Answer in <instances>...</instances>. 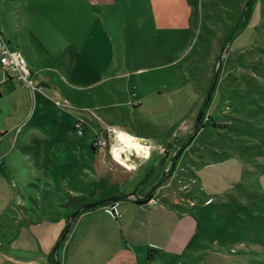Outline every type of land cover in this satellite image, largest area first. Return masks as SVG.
Instances as JSON below:
<instances>
[{
	"label": "rangeland",
	"instance_id": "obj_1",
	"mask_svg": "<svg viewBox=\"0 0 264 264\" xmlns=\"http://www.w3.org/2000/svg\"><path fill=\"white\" fill-rule=\"evenodd\" d=\"M0 36L47 66L27 65L36 86L46 83L34 96L17 81L11 92L1 87L8 117L10 100L20 113L28 105L19 136L28 134L27 147L11 153L10 208L69 216L106 196L105 156L90 145L108 128L155 140L174 132L163 149L172 158L180 151L222 56L203 124L212 117L227 127L199 131L156 199L187 201L196 236L184 255L193 264H218L217 254L264 264V0H0Z\"/></svg>",
	"mask_w": 264,
	"mask_h": 264
},
{
	"label": "crops",
	"instance_id": "obj_2",
	"mask_svg": "<svg viewBox=\"0 0 264 264\" xmlns=\"http://www.w3.org/2000/svg\"><path fill=\"white\" fill-rule=\"evenodd\" d=\"M40 46L45 50L41 43ZM30 55L26 56L27 65L35 71L47 69L42 62H37L33 54ZM1 71L0 66V116L6 130L0 134V140L7 137V146H0V264H180L179 256L181 264H187V261L193 264L190 259L192 257L184 255L196 236L193 219L186 212V200L179 201L172 196V201L157 203L156 199L158 194L166 196L167 192L163 193L164 186L171 182H162L172 159V153L167 154L163 147L172 148L174 132L170 138L155 140L121 131L138 139L149 140L154 148L149 153L124 158L119 155L116 160L108 155L107 150L99 151L95 147L92 149V141L91 151L105 156L106 172L104 169L99 177L100 185L106 188V196L100 200L94 197L86 199L81 205L96 204L113 198L120 200L105 207L81 211L61 242L70 219L69 214L74 210L62 215L51 208L44 213H41L42 208H22L21 211L10 208L11 193L8 183L16 180L13 170H17L11 153L13 151L16 157L21 147H27L28 134L19 136L25 118L28 117V105L25 112L20 113L18 103L10 100L8 108L13 116L8 117L2 101L1 87L11 92L17 86V80ZM34 77L33 75V79ZM45 85L44 81H40L36 86L37 90ZM23 87L32 96L37 92ZM145 101L143 96L136 102V106L144 105ZM129 102L133 103L131 100ZM210 113L206 112L209 116ZM159 184L162 185L158 187ZM151 192L153 197L147 204L135 203ZM128 195L134 196L122 199ZM206 201L211 202V198ZM113 205L115 208L111 214L107 208ZM58 243L55 256L54 249ZM197 245L201 249L204 247ZM202 251L208 253V249ZM212 258L218 264L242 263L241 258L229 260L221 254Z\"/></svg>",
	"mask_w": 264,
	"mask_h": 264
},
{
	"label": "built area",
	"instance_id": "obj_3",
	"mask_svg": "<svg viewBox=\"0 0 264 264\" xmlns=\"http://www.w3.org/2000/svg\"><path fill=\"white\" fill-rule=\"evenodd\" d=\"M0 66L1 70L4 73H8L10 77L19 81L23 86L30 89L32 92L37 90V87L33 80V75L30 72L27 64L22 56V54L18 51L11 50L7 43L0 36ZM134 94H131V97H134ZM82 123L78 122L74 126V130L77 134H82ZM105 138L98 139L94 142V147L99 151L107 150L108 155L116 160L114 157V150L121 149L120 156L124 158L125 156H134L137 154H143L144 152L149 153L153 150L154 146L149 140L138 139L132 137L124 132L119 130H115L112 128H108ZM121 133L126 134L132 139V142L139 143L140 148L137 150L134 147H129L124 145L119 137ZM115 208V205L111 207ZM110 212V208H107Z\"/></svg>",
	"mask_w": 264,
	"mask_h": 264
},
{
	"label": "trees",
	"instance_id": "obj_4",
	"mask_svg": "<svg viewBox=\"0 0 264 264\" xmlns=\"http://www.w3.org/2000/svg\"><path fill=\"white\" fill-rule=\"evenodd\" d=\"M22 54V53H21ZM22 56H23V54H22ZM23 58H24V60H25V57L23 56ZM25 62H26V60H25ZM249 63L246 61L245 63H243V66H244V69H243V75L244 76H246L247 78L245 79V80H243L244 82H246L247 84H250V82H251V79H250V75H249V70H248V65ZM222 66H223V62H222V65H221V67H220V69L222 68ZM221 71V70H220ZM244 72L245 73H247V74H244ZM219 76H220V73H219ZM219 76H218V78H217V80H216V83H215V87H214V89H213V91L210 93V97H208V95H209V91H210V88L208 89V92H207V94H206V96H205V98H204V100H203V102H202V105H201V107H200V110H199V113H202V122H201V125H202V129L204 130L205 128H209V129H211L212 131H213V129L214 128H226L227 126H224V125H217V124H215V122H214V120L212 119V117H207V122H206V124L204 125L203 124V119H204V116L206 115V112H207V108H208V106H209V104L211 103V99H212V96H213V94L215 93V90H216V87H217V85H218V81H219ZM234 80L235 81H237L239 78H238V76H235L234 75ZM242 79V78H241ZM211 85H212V82H211ZM211 85H210V87H211ZM239 89L237 88V91H238ZM219 92V91H218ZM236 92V91H235ZM237 93V92H236ZM218 94H220V93H218ZM233 94H234V91H233ZM248 94V93H247ZM240 95H241V93H240ZM219 96V95H218ZM236 98H239V101L240 100H242L243 99V101L244 102H248V97L246 98V97H244V95H241L240 97H238V96H236ZM250 103H252V101H249ZM92 147V149L94 148L93 146H91ZM178 152H179V150H178ZM177 152V153H178ZM177 153H176V155H177ZM215 153H217V152H215ZM223 153L225 154L226 153V151H223ZM183 154V153H182ZM175 155V156H176ZM218 155H220V154H218ZM175 156L171 159V166L173 165V164H177V161H175L174 160V158H175ZM152 197H153V193H149L148 194V196L147 197H145V198H143V199H141V200H137L135 203L136 204H139V205H144V204H147L151 199H152ZM120 200V198H113V199H108V200H104V201H101V202H99V203H96L95 204V207H105V206H108L111 202L112 203H114V202H117V201H119ZM94 207V208H95ZM88 211V210H87ZM85 212V211H84ZM65 233V232H64ZM64 235V234H63Z\"/></svg>",
	"mask_w": 264,
	"mask_h": 264
},
{
	"label": "water",
	"instance_id": "obj_5",
	"mask_svg": "<svg viewBox=\"0 0 264 264\" xmlns=\"http://www.w3.org/2000/svg\"><path fill=\"white\" fill-rule=\"evenodd\" d=\"M224 49H222L223 51ZM221 64H222V56L219 57L218 59V62H217V66H216V70H215V73H214V76H213V80H212V85L210 87V91H209V95L208 97H210V93L213 91L214 87H215V83H216V80H217V77H218V74H219V70H220V67H221ZM201 122H202V113H199L198 114V117L196 119V122H195V127H194V131L192 133V136L187 140V142L185 143V145L180 149V151L177 153V155L175 156L174 160L177 161L179 156L181 155L182 151L188 146L190 145V143L192 142V140L198 135L199 131L202 129V125H201ZM175 166L176 164H173L171 166V169L170 171L167 173L166 177L163 179L162 182L166 181L172 174H173V171L175 169ZM134 195H128V196H124L122 197V199H128L130 197H132ZM148 196V195H147ZM146 196V197H147ZM95 207V204H86V205H83L79 210H77L75 213H73L71 216H70V219L68 220L67 224H66V229H65V233L64 235L61 237L60 239V242L64 240L66 234L68 233L69 229H70V225L71 223L74 221L75 217L81 212V211H85V210H89V209H92ZM110 213L113 214V209L110 208ZM59 246V243L58 245L55 247L54 249V255L56 256L57 254V248Z\"/></svg>",
	"mask_w": 264,
	"mask_h": 264
},
{
	"label": "bare ground",
	"instance_id": "obj_6",
	"mask_svg": "<svg viewBox=\"0 0 264 264\" xmlns=\"http://www.w3.org/2000/svg\"><path fill=\"white\" fill-rule=\"evenodd\" d=\"M119 137H120V139H121V141H122V143L124 144V145H127V146H129V147H134L135 149H139L140 148V145H139V143H134V142H132V139H130V137L129 136H127L126 134H124V133H121L120 135H119ZM120 151H121V149H115L114 150V156L116 157V156H119L120 155Z\"/></svg>",
	"mask_w": 264,
	"mask_h": 264
},
{
	"label": "flooded vegetation",
	"instance_id": "obj_7",
	"mask_svg": "<svg viewBox=\"0 0 264 264\" xmlns=\"http://www.w3.org/2000/svg\"><path fill=\"white\" fill-rule=\"evenodd\" d=\"M171 169V168H170ZM170 169L167 171V173L170 171ZM162 184H159V186L158 187H160ZM152 193V192H151Z\"/></svg>",
	"mask_w": 264,
	"mask_h": 264
}]
</instances>
